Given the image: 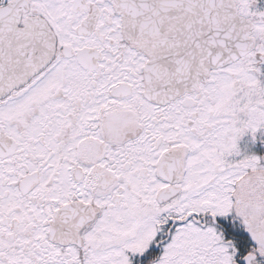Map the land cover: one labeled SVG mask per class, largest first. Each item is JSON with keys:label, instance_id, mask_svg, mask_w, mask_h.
Returning a JSON list of instances; mask_svg holds the SVG:
<instances>
[{"label": "snow or ice", "instance_id": "1", "mask_svg": "<svg viewBox=\"0 0 264 264\" xmlns=\"http://www.w3.org/2000/svg\"><path fill=\"white\" fill-rule=\"evenodd\" d=\"M261 129L260 0H0V264H264Z\"/></svg>", "mask_w": 264, "mask_h": 264}, {"label": "flooded vegetation", "instance_id": "2", "mask_svg": "<svg viewBox=\"0 0 264 264\" xmlns=\"http://www.w3.org/2000/svg\"><path fill=\"white\" fill-rule=\"evenodd\" d=\"M261 2H263V0H260V3ZM261 141H264V129L256 133V139L254 141L250 135L246 134L239 142V146L243 152L248 154L254 153L257 155H264V143Z\"/></svg>", "mask_w": 264, "mask_h": 264}, {"label": "rangeland", "instance_id": "3", "mask_svg": "<svg viewBox=\"0 0 264 264\" xmlns=\"http://www.w3.org/2000/svg\"><path fill=\"white\" fill-rule=\"evenodd\" d=\"M262 3V5H264V0H263V2H261Z\"/></svg>", "mask_w": 264, "mask_h": 264}]
</instances>
